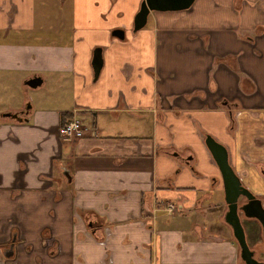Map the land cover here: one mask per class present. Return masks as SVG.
Segmentation results:
<instances>
[{
	"label": "crops",
	"instance_id": "obj_1",
	"mask_svg": "<svg viewBox=\"0 0 264 264\" xmlns=\"http://www.w3.org/2000/svg\"><path fill=\"white\" fill-rule=\"evenodd\" d=\"M139 2L0 0V264H244L204 135L264 206V0Z\"/></svg>",
	"mask_w": 264,
	"mask_h": 264
},
{
	"label": "water",
	"instance_id": "obj_2",
	"mask_svg": "<svg viewBox=\"0 0 264 264\" xmlns=\"http://www.w3.org/2000/svg\"><path fill=\"white\" fill-rule=\"evenodd\" d=\"M193 0H140L139 6L132 18V29L136 30L144 25L150 10H177L187 8ZM115 36L122 37V29L115 28L111 32ZM101 64L100 49H93L91 66L93 76H96ZM28 85L34 86L39 83V78L32 76L25 80ZM1 115L15 116V113L1 112ZM204 144L211 154L220 173L226 209L223 220L229 225L231 233L238 245V254L244 264H264L253 256L247 244L243 225L239 213L247 218H254L260 225L261 235L264 240V206L262 200L253 195L239 180V177L231 167L227 158V151L223 144L211 135H204ZM242 197L241 202H237ZM12 244V243H11ZM10 244V245H11Z\"/></svg>",
	"mask_w": 264,
	"mask_h": 264
},
{
	"label": "rangeland",
	"instance_id": "obj_3",
	"mask_svg": "<svg viewBox=\"0 0 264 264\" xmlns=\"http://www.w3.org/2000/svg\"><path fill=\"white\" fill-rule=\"evenodd\" d=\"M124 40L125 41H122L123 45H127V39L125 38ZM2 91H3V94L0 97V103H6L7 102V100H6L7 99V88H2ZM66 98H67V94L63 93V91H62L61 92V100H59L57 102V106L59 107V109H66V108H68L70 106L69 102L67 100H65ZM54 103L56 104L55 100H54ZM80 137H82V136H80ZM80 137H74V138H80ZM241 201H242V197H240L237 202L239 203ZM239 216H240V220H241V223H242L243 216H242L241 213H239ZM252 221H254V220H252ZM256 223H253L254 225L247 223V229H248L247 243H248L249 247H253L255 255L258 258L264 259V240L261 237V231H260V228H259L260 226L258 227L259 228V232H257L258 235L256 234V237L257 236L258 237L254 238V232H255V230H257V224ZM220 224H225L227 226L228 230H229V233L231 232L229 225L225 221H223L222 219H220ZM237 247H238V245H237ZM242 263H243V261H242Z\"/></svg>",
	"mask_w": 264,
	"mask_h": 264
},
{
	"label": "built area",
	"instance_id": "obj_4",
	"mask_svg": "<svg viewBox=\"0 0 264 264\" xmlns=\"http://www.w3.org/2000/svg\"><path fill=\"white\" fill-rule=\"evenodd\" d=\"M58 134L65 138L80 137L86 134V128L76 116H72L64 125L58 127ZM175 209L176 206L173 202H166L164 204V210L166 212H172Z\"/></svg>",
	"mask_w": 264,
	"mask_h": 264
},
{
	"label": "trees",
	"instance_id": "obj_5",
	"mask_svg": "<svg viewBox=\"0 0 264 264\" xmlns=\"http://www.w3.org/2000/svg\"><path fill=\"white\" fill-rule=\"evenodd\" d=\"M221 60H222V56L214 58L215 62L216 61H221ZM70 117H71V112L70 111H68V110L60 111L59 114H58V127L64 125L69 120ZM86 212H91V211L90 210L82 211L81 212L82 217H87ZM242 225H243V228H244V231H245L244 221H242Z\"/></svg>",
	"mask_w": 264,
	"mask_h": 264
},
{
	"label": "flooded vegetation",
	"instance_id": "obj_6",
	"mask_svg": "<svg viewBox=\"0 0 264 264\" xmlns=\"http://www.w3.org/2000/svg\"><path fill=\"white\" fill-rule=\"evenodd\" d=\"M243 221H245V220H247V217H244L243 216ZM252 219H254V218H252ZM260 226V225H259ZM260 231H261V228H260ZM261 237H262V235H261ZM263 239V238H262ZM247 241V240H246ZM248 244V243H247ZM251 250H253V256L257 259V260H262V261H264V259H262V258H258L256 255H255V252H254V249H253V247H249ZM240 257V256H239ZM243 261V260H242Z\"/></svg>",
	"mask_w": 264,
	"mask_h": 264
}]
</instances>
